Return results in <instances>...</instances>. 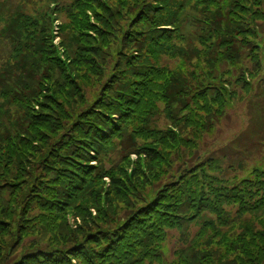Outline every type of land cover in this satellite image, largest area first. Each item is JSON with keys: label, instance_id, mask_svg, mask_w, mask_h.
<instances>
[{"label": "trees", "instance_id": "obj_1", "mask_svg": "<svg viewBox=\"0 0 264 264\" xmlns=\"http://www.w3.org/2000/svg\"><path fill=\"white\" fill-rule=\"evenodd\" d=\"M69 1L58 8L76 50L68 62L38 20L19 16L2 33L24 60L11 80L26 109L0 133V264H264V167L238 174L237 159L264 150V0ZM111 52L101 94L86 102L84 67L97 73L95 58ZM239 88L255 89L252 145L241 134L235 154L170 174L175 145L195 150L181 135L206 130L202 114L224 116ZM161 114L169 128L150 125ZM118 147L128 152L107 169ZM115 201L126 203L120 223L104 222ZM71 215L82 224L72 228ZM191 227L196 239L166 259Z\"/></svg>", "mask_w": 264, "mask_h": 264}, {"label": "rangeland", "instance_id": "obj_2", "mask_svg": "<svg viewBox=\"0 0 264 264\" xmlns=\"http://www.w3.org/2000/svg\"><path fill=\"white\" fill-rule=\"evenodd\" d=\"M103 4L107 2L108 4L115 2L112 0H102ZM70 2L65 0H0V133L4 130V127H11L15 121L22 116V110L21 108L26 109V105L23 106L19 104L22 96V91L15 87V83L17 81L11 80V78H14L15 74H23L21 71L18 70V68L21 67V64H23L24 60L21 57H17L16 55H13L14 53V39L11 42V40L8 38H3L2 33H5L4 31H8L10 24H12L13 20H15L19 16H27L31 19L38 20L39 25L41 26H49V31L52 39L53 46L55 50L58 52L60 58L64 62H68L69 55L70 57L76 56V50L67 48L69 43H66L62 37L61 31L66 23V18L64 14L59 13L60 11L58 8L61 6V4ZM98 12L99 8L97 7ZM125 13L126 10L122 9ZM264 22V21H263ZM121 27L125 22L119 21L118 22ZM261 23V22H259ZM264 25V23H263ZM258 34H260L261 30H258ZM70 35L73 34V31L68 32ZM260 36V35H259ZM264 36V35H263ZM262 36V37H263ZM84 41V40H83ZM259 42L260 40L257 39ZM262 41V40H261ZM24 42V41H23ZM79 42L73 40L72 45H76ZM82 45H88V41L83 42ZM77 47V46H76ZM88 51V50H86ZM20 58V59H18ZM112 58H115V52L108 53L107 58H95V67L97 73H93L92 71L86 70L87 68L84 67L83 75L86 76L88 79V84L84 81L80 82V88L82 91V96L84 97L86 102H93L95 99L98 98V96L101 94L103 83L105 80L104 77H99V74L102 72H105L106 69H109V67H112L113 62L111 61ZM19 60L20 63L17 64L16 60ZM32 59H27L26 63L28 65H24L26 67H30L29 64H31ZM175 67V65H174ZM234 68V67H233ZM252 69V67H250ZM91 69V68H90ZM228 70L229 66L225 65L221 66L217 73H222L224 70ZM231 72L235 73V70H232ZM262 76H264V72H262ZM227 79V77H225ZM229 89H231L230 86L226 85ZM239 97L233 102V104L224 112V116L221 118L215 115H212V119L209 117H206L205 114H202L201 121L203 119L207 118L206 122L210 123V126H207L206 130H203L197 134H195L194 130H188L186 131V134H182L181 136H185L186 139L191 138L194 139L195 143V150L191 151L188 148L181 147L180 145H175V150L172 149L170 156L173 163V168L171 166L170 174L175 175L176 172L181 168L185 167L186 162H189L187 160L191 159L190 162L196 163L198 161L202 160H208V158H215L218 160L220 158L219 151L223 150L224 155L225 154H235L234 152L237 151V149H232L229 151L230 147L232 148L234 145V141L241 135L246 134V137L244 141L240 142L239 145L242 147L243 145L247 148H249L252 145V138H248V133L253 132L254 129H252L251 122H249L248 117V108L247 104L248 102L253 98L255 89L251 92H244L242 88H239ZM79 106V105H78ZM160 108V107H159ZM164 107L160 108V110H164ZM83 110L82 106H79L77 114H80ZM197 112V111H195ZM20 115V117H18ZM165 115V114H164ZM164 115H156L153 120L150 122L152 126V122L154 125L152 127H159L160 129H166L169 128L170 121L165 118ZM155 120V121H154ZM21 121V120H20ZM250 123V124H249ZM16 124V123H15ZM14 124V126H15ZM201 130V129H200ZM258 137V136H257ZM254 137L253 143L258 138ZM248 138V139H247ZM256 138V139H255ZM238 146V145H236ZM128 151H123V148L118 147L117 151H114L110 153L104 161H106V168H114L118 162H120V158L122 154H126ZM180 154L182 157H180ZM223 155V156H224ZM199 156V157H198ZM221 156V158L223 157ZM133 161H137L138 158L135 155H132L131 157ZM244 159L246 161L245 164L242 166V170H238V174H242L244 170H251L254 168V164H258L260 167H264V150L255 148L254 150H250L246 154H241V156H238L237 159ZM222 168H226L228 164H224L221 162ZM227 165V166H226ZM168 169V171H169ZM163 170H165V166H163ZM233 174V173H231ZM236 176V175H234ZM234 176L230 177L233 178ZM107 185H110V181L106 180ZM110 189V188H109ZM150 191V187H149ZM153 191L151 190V193ZM116 202V201H115ZM118 212L115 211V213L110 216L109 218H106V221L104 222H112L115 221L114 224L120 223V213L119 209H123L126 206V203L122 202H116ZM94 216L96 215V212L93 211ZM69 223L72 228H75V225H81L82 221L81 218H76L74 216H69L68 218ZM197 230V231H196ZM198 232V229L195 227H191L189 229V232L184 234L182 237H178L176 234L170 242H168V247L170 249V255L165 257L169 261L172 259V253L175 249L179 248L183 245V242L186 241L187 243L192 242L194 239H196V234ZM196 233V234H195ZM179 239V240H178Z\"/></svg>", "mask_w": 264, "mask_h": 264}]
</instances>
